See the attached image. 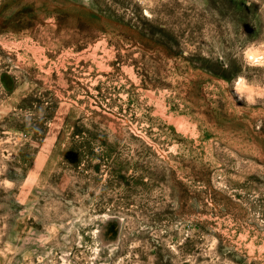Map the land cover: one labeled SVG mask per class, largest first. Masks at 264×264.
<instances>
[{"label": "rangeland", "instance_id": "obj_1", "mask_svg": "<svg viewBox=\"0 0 264 264\" xmlns=\"http://www.w3.org/2000/svg\"><path fill=\"white\" fill-rule=\"evenodd\" d=\"M0 264H264V0H0Z\"/></svg>", "mask_w": 264, "mask_h": 264}]
</instances>
